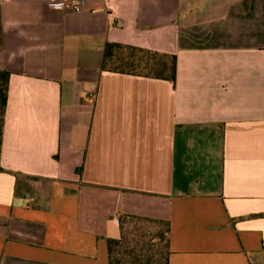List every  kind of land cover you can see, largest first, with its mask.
<instances>
[{"label":"crops","instance_id":"crops-1","mask_svg":"<svg viewBox=\"0 0 264 264\" xmlns=\"http://www.w3.org/2000/svg\"><path fill=\"white\" fill-rule=\"evenodd\" d=\"M70 1L0 0V264H108L122 216L168 224V264H264V0Z\"/></svg>","mask_w":264,"mask_h":264},{"label":"trees","instance_id":"trees-1","mask_svg":"<svg viewBox=\"0 0 264 264\" xmlns=\"http://www.w3.org/2000/svg\"><path fill=\"white\" fill-rule=\"evenodd\" d=\"M102 70L111 73L163 80L175 84L176 58L172 55L159 54L149 50L139 49L116 43H106L103 48ZM9 73L0 71V152L4 125V114L7 101ZM0 172H3L0 167ZM80 170H77L79 173ZM264 217V214L262 215ZM123 218L150 223H162L166 227L165 253L157 257L155 246L150 242L130 245L123 228ZM121 230L120 237L107 240L108 264H168L169 258V228L166 222L122 216L118 219Z\"/></svg>","mask_w":264,"mask_h":264},{"label":"rangeland","instance_id":"rangeland-1","mask_svg":"<svg viewBox=\"0 0 264 264\" xmlns=\"http://www.w3.org/2000/svg\"><path fill=\"white\" fill-rule=\"evenodd\" d=\"M122 228V232L128 235L127 239L131 246L150 241L155 246L157 257L162 258L166 251L165 240L167 238L166 227L164 224L123 218Z\"/></svg>","mask_w":264,"mask_h":264},{"label":"built area","instance_id":"built-area-1","mask_svg":"<svg viewBox=\"0 0 264 264\" xmlns=\"http://www.w3.org/2000/svg\"><path fill=\"white\" fill-rule=\"evenodd\" d=\"M66 6L67 4L65 3H56L53 5V8L57 10H61V9H64ZM68 6L73 12H80L81 10V4L77 2L76 0H71L68 3Z\"/></svg>","mask_w":264,"mask_h":264}]
</instances>
